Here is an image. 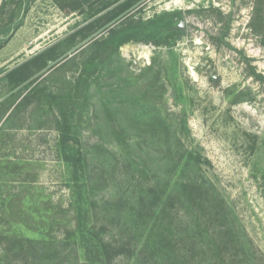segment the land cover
<instances>
[{"label": "rangeland", "instance_id": "1", "mask_svg": "<svg viewBox=\"0 0 264 264\" xmlns=\"http://www.w3.org/2000/svg\"><path fill=\"white\" fill-rule=\"evenodd\" d=\"M123 1L0 0V264H264V0Z\"/></svg>", "mask_w": 264, "mask_h": 264}, {"label": "trees", "instance_id": "2", "mask_svg": "<svg viewBox=\"0 0 264 264\" xmlns=\"http://www.w3.org/2000/svg\"><path fill=\"white\" fill-rule=\"evenodd\" d=\"M131 0H124L123 2H121L118 5V10L116 12H114L110 18L115 17L119 12H122L124 10H126L130 4H131ZM26 3L27 0H21V9L23 8V11L25 12L26 10ZM22 24V21L19 19L16 23H14V26L12 27V29L15 31L20 25ZM95 26V23L93 21H90L82 26H80L78 29H76L74 32H72L71 34L68 35V37L66 38V40H68L69 42H73L75 40V38L78 35H81L82 38H85L88 36V31H91ZM116 33V29L111 28L109 34L112 36ZM11 35L5 36L4 38L0 39V48H2L11 38ZM129 40V37H123L120 40H118L117 45H120L124 42H127ZM151 40H154V42L161 43L163 42L164 39H155V38H151ZM57 58V46L56 45H52L51 47H47L45 49H43L42 51L32 55L29 59H27L26 61L16 65L15 67L11 68L10 70L7 71V73L5 74V76L7 77V79L15 84H19L22 83L26 80H28L33 74L35 70H40L42 68H44L48 61L51 60H55ZM254 73V72H253ZM256 76L260 77L262 80H264L263 76L260 74H256ZM74 138L69 135L68 133H64L62 138H61V151L63 154V158L64 160L67 162V164L71 167L72 169V173H73V178L76 179L78 176V171L82 170L83 168V154L81 153V151L79 149H73V146H71V141ZM74 150V151H72ZM195 184V183H193ZM79 209V208H78ZM80 210V209H79ZM89 235V240H95L97 242H99L98 240H96L95 237H93V234L88 233ZM84 236V235H83ZM97 245V244H96ZM101 246V253H99V251H97V255L99 257L103 255H107L108 251L107 248L105 247V245L103 243H100ZM100 248V247H99ZM89 252V251H87ZM92 264V263H89ZM101 264H109V262L107 260L102 261Z\"/></svg>", "mask_w": 264, "mask_h": 264}, {"label": "built area", "instance_id": "3", "mask_svg": "<svg viewBox=\"0 0 264 264\" xmlns=\"http://www.w3.org/2000/svg\"><path fill=\"white\" fill-rule=\"evenodd\" d=\"M139 48H140V49H146V48H147V49H148V51H149V50L153 49V48H154V46H153V45H151V44H150V45H143V44H139Z\"/></svg>", "mask_w": 264, "mask_h": 264}, {"label": "bare ground", "instance_id": "4", "mask_svg": "<svg viewBox=\"0 0 264 264\" xmlns=\"http://www.w3.org/2000/svg\"><path fill=\"white\" fill-rule=\"evenodd\" d=\"M172 2H175L176 3V2H178V0H174ZM169 4H170V2H167V5H169Z\"/></svg>", "mask_w": 264, "mask_h": 264}]
</instances>
